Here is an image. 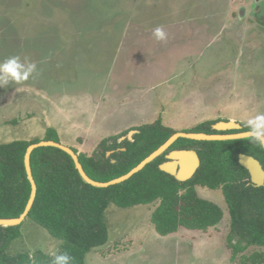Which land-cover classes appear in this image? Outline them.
<instances>
[{"label": "rangeland", "instance_id": "374dc122", "mask_svg": "<svg viewBox=\"0 0 264 264\" xmlns=\"http://www.w3.org/2000/svg\"><path fill=\"white\" fill-rule=\"evenodd\" d=\"M256 3L0 0V63L19 56L36 64L28 80L0 86V143L43 140L53 128L60 142L90 155L103 139L158 119L178 131L210 120L246 125L264 113V13ZM157 27L166 40L155 39ZM197 192L224 210L216 226L163 236L152 222L159 201L112 203L109 240L86 264H240L263 249L234 259L222 190ZM21 231L11 253L59 252L61 240L33 219Z\"/></svg>", "mask_w": 264, "mask_h": 264}, {"label": "trees", "instance_id": "16d2710c", "mask_svg": "<svg viewBox=\"0 0 264 264\" xmlns=\"http://www.w3.org/2000/svg\"><path fill=\"white\" fill-rule=\"evenodd\" d=\"M217 121H205L189 132L221 133L212 128ZM243 126V131L248 130ZM136 129L139 132L133 141L118 142L119 135L108 137L92 154H79L91 178L109 181L126 174L178 131L166 127L160 119ZM231 132L237 131L227 133ZM44 139L60 142L53 128ZM40 140L0 143V218L19 217L25 211L32 192L25 154L30 144ZM192 146L200 147L202 161L196 174L187 181H179L162 171L159 165L165 156L161 155L128 180L108 187L85 182L66 151L53 146L39 147L31 157L38 188L27 218L61 240L58 253L67 252L72 264H86L87 254L109 240L107 210L112 203L131 207L159 201L152 222L163 236L180 228L207 231L222 221L224 210L216 202L199 196L197 188L221 189L230 214L228 238L233 258L251 246H258L263 249L242 255L240 264H264V186H255L249 171L239 163V154L246 153L264 166V148L248 138L224 141L180 138L170 149ZM22 224L0 226V264H52V255L40 249L33 253L9 251L22 234Z\"/></svg>", "mask_w": 264, "mask_h": 264}, {"label": "water", "instance_id": "95a60500", "mask_svg": "<svg viewBox=\"0 0 264 264\" xmlns=\"http://www.w3.org/2000/svg\"><path fill=\"white\" fill-rule=\"evenodd\" d=\"M262 12L264 13V3L262 6ZM264 16V15H263ZM243 125L237 121L229 120L223 121L219 120L212 125V128L221 133H206V132H189V131H177L172 134L166 142H164L159 148L153 151L145 159H143L137 166L132 168L129 172L121 175L117 178L111 179L109 181H97L91 178L86 172L80 158L79 154L70 146L63 144L62 142L50 139V140H40L38 142L32 143L28 146L25 154V167L28 174V178L32 185V192L30 199L27 203L25 211L19 217L13 218H0V226H16L22 224L27 218L30 210L37 195V184L33 175L31 157L35 149L44 146H53L66 151L74 159L76 168L78 169L80 175L85 182L92 184L96 187H108L114 184L124 182L131 178L134 174L141 171L147 164L153 162L159 156L165 154L166 161L162 162L159 167L162 171L169 173L174 176L179 181H187L191 179L197 169L200 166V158L196 149H173L166 153L171 146L180 138H187L191 140L198 141H224V140H235L247 138L245 133L248 130L243 131ZM228 131H237L226 133ZM138 130H131L127 134L123 135L122 138L118 139V142H123L126 139L133 141V137ZM110 155V152L108 153ZM239 163L246 168L251 176V181L255 186H264V166L259 159L253 155L240 153Z\"/></svg>", "mask_w": 264, "mask_h": 264}, {"label": "clouds", "instance_id": "9594fccd", "mask_svg": "<svg viewBox=\"0 0 264 264\" xmlns=\"http://www.w3.org/2000/svg\"><path fill=\"white\" fill-rule=\"evenodd\" d=\"M153 36L158 41L166 40V33L157 27ZM36 71L35 63H22L19 56H13L0 63V86H5L12 81L19 84L28 80ZM248 131L245 136L251 143L264 148V113H259L246 121ZM52 264H72V257L67 253H53Z\"/></svg>", "mask_w": 264, "mask_h": 264}, {"label": "flooded vegetation", "instance_id": "af4514ba", "mask_svg": "<svg viewBox=\"0 0 264 264\" xmlns=\"http://www.w3.org/2000/svg\"><path fill=\"white\" fill-rule=\"evenodd\" d=\"M257 2L258 3H256L255 5H254V8L255 9H258L259 8V10H261L262 11V6H263V3H264V0H257ZM258 22L260 23V24H263L264 25V16H263V18H260V19H258ZM229 132V131H228ZM227 133V132H226ZM191 148H193V149H196L197 150V152H198V155H199V158H200V166H201V156H200V147L199 146H192ZM191 148H186V149H191ZM178 149H185V148H178ZM171 150H173V149H169L166 153H168L169 151H171ZM111 153V152H110ZM164 156H165V154H163ZM164 161H166V157H165V160ZM163 161V162H164ZM200 166H199V168H200ZM198 168V169H199ZM198 169H197V171H198ZM196 171V172H197ZM196 174V173H195Z\"/></svg>", "mask_w": 264, "mask_h": 264}]
</instances>
